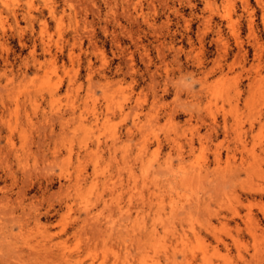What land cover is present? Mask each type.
<instances>
[{"label": "rangeland", "instance_id": "obj_1", "mask_svg": "<svg viewBox=\"0 0 264 264\" xmlns=\"http://www.w3.org/2000/svg\"><path fill=\"white\" fill-rule=\"evenodd\" d=\"M260 195L264 0H0V264H258Z\"/></svg>", "mask_w": 264, "mask_h": 264}, {"label": "bare ground", "instance_id": "obj_2", "mask_svg": "<svg viewBox=\"0 0 264 264\" xmlns=\"http://www.w3.org/2000/svg\"><path fill=\"white\" fill-rule=\"evenodd\" d=\"M58 117V116H57ZM59 118H61V117H59ZM58 119V118H57ZM60 126V125H59ZM66 126V125H65ZM67 127V126H66ZM59 129H61V128H59ZM52 132V131H51ZM113 153V152H112ZM111 156V155H110ZM130 170V169H129ZM120 171V170H119ZM127 171V170H126ZM116 172V171H115ZM121 173V172H120ZM130 172H128V174H129ZM127 174V173H126ZM132 174V173H131ZM109 175H112V174H109ZM108 175V176H109ZM117 175V174H116ZM134 176H135V174H133ZM128 176V175H127ZM127 176H126V178H127ZM118 177V176H117ZM130 176H128V178H129ZM131 177H133V176H131ZM130 177V178H131ZM108 178H110V177H108ZM113 179V178H112ZM106 179H104V181H105ZM109 179H107L106 181H105V183L108 181ZM128 180V179H127ZM103 181V182H104ZM110 181V180H109ZM132 181V180H131ZM126 182V181H125ZM103 184V183H102ZM130 184H132V182L131 183H129V185ZM105 185V184H104ZM111 185V184H110ZM113 185H114V183H113ZM112 185V186H113ZM131 186H133V185H131ZM106 188H107V185H106ZM105 188V189H106ZM113 188V187H112ZM128 188V187H127ZM133 188V187H132ZM111 190V189H110ZM119 190V189H118ZM131 191V189L129 190V192ZM133 191V190H132ZM111 192V191H110ZM124 192V191H123ZM120 193V192H119ZM132 193V192H131ZM126 195H128V194H126ZM132 195V194H131ZM103 196V195H102ZM113 196V195H112ZM151 196H152V194H151ZM157 196H158V194H157ZM160 196H161V194H160ZM100 197V196H99ZM99 197H98V199H99ZM118 196H116L115 198L116 199H118L117 198ZM120 197V196H119ZM128 197L131 199V197L132 196H129L128 195ZM156 197V196H155ZM121 198V197H120ZM119 198V199H120ZM104 199V198H103ZM116 199H114V200H116ZM122 199V198H121ZM150 199V198H149ZM159 200H160V198H158ZM105 200V199H104ZM140 200H143V199H140ZM260 203L258 204V211H259V215L258 214H256V213H254L252 210H251V208L248 206V208H246V212H244V213H242L241 212V210H240V208H238V207H230V213H229V215H220V217H217V219H216V221L220 224V225H222V227H227L228 226V224L230 223V222H233L234 223V225H235V231H236V236H234V237H232V236H230L229 237V240H227V239H225V238H222L221 236H219L218 235V233H217V231H216V226H213L212 225V223L210 222V220H207V221H205L204 223H206L207 225H205L204 226V224H203V227H202V229H204V231L205 232H207L208 234H210V236H211V238L213 239V241H214V245H215V248L217 249V248H219V247H221V248H223L226 252H229L230 251V247L231 246H236V248L238 247L237 246V244L240 246L241 244H242V242L243 243H245L246 242V238L245 237H247V238H251V239H253L254 240V242H255V245H254V247L256 248V252H258L259 253V256L257 257V255H255V254H253V255H250V259L251 260H249V261H256L258 264H264V247L262 246V244H260L258 241H257V239H256V231L257 230H260V226H261V224H262V222L264 221V197L262 196V195H260ZM107 201V200H106ZM150 202H153L152 200H149ZM102 202V201H101ZM128 202H129V199H128ZM103 203V202H102ZM108 203V202H107ZM140 203H142L141 205L143 206V202H140ZM156 203H157V201H156ZM155 203V204H156ZM161 203V202H160ZM174 203V202H173ZM103 204H106V203H103ZM121 204V203H120ZM162 204V203H161ZM111 205H112V203H111ZM147 205V204H146ZM150 205V204H149ZM148 205V206H149ZM153 205V204H152ZM152 205H150V207L152 206ZM158 205V204H157ZM176 206V205H175ZM105 207V206H104ZM117 207V206H116ZM153 207V206H152ZM154 207H156V206H154ZM121 208V207H120ZM123 208V207H122ZM157 208V207H156ZM159 208V207H158ZM171 208H172V206H171ZM132 209V208H131ZM149 209V208H148ZM154 209V208H153ZM160 209V208H159ZM158 209V210H159ZM162 209V208H161ZM122 210H124V209H122ZM140 210H142V208L141 209H139V211ZM155 210H157V209H155ZM172 210V209H171ZM87 211H88V209H87ZM125 211H127V209L126 210H124V212ZM136 211H138V210H136ZM160 211L161 210H159V214H160ZM152 212H155V211H152ZM141 213V212H140ZM171 213H172V211H171ZM85 214V213H84ZM126 215H127V212L125 213ZM148 214V213H147ZM155 214V213H154ZM158 214V213H157ZM156 214V215H157ZM173 214V213H172ZM140 215V214H139ZM261 215V216H260ZM88 216V215H87ZM124 216V215H123ZM138 216V215H137ZM152 216V215H151ZM159 216H161V215H159ZM216 216V215H215ZM125 217V216H124ZM93 218H95V216L93 217ZM122 218V217H121ZM133 218H135V217H133ZM155 218H156V216H155ZM155 218H153V219H155ZM161 218H162V216H161ZM160 218V219H161ZM85 219H86V217H85ZM84 219V220H85ZM87 219H88V217H87ZM105 219V218H104ZM139 219V218H138ZM142 219V218H141ZM157 219L159 220V218H158V216H157ZM109 220H111V219H109ZM109 220H107V221H109ZM158 220L156 221V223L158 222ZM162 220V219H161ZM182 220V219H181ZM133 221H135V219H133ZM152 221V220H151ZM238 221H242V222H244L245 224H246V227L245 228H241V225H240V223L238 222ZM101 222V221H100ZM99 222V223H100ZM154 222V221H153ZM98 223V224H99ZM111 224H112V222H110ZM143 223V222H142ZM159 223V222H158ZM157 223V224H158ZM160 223H162V222H160ZM137 224V223H136ZM154 224H155V222H154ZM180 224V223H179ZM113 225V224H112ZM144 225V224H143ZM162 225V224H161ZM142 226V225H141ZM152 226H153V224H152ZM152 226H150V227H152ZM157 226V225H156ZM156 226H155V228H156ZM137 227V226H136ZM182 227V226H181ZM181 227H180V229H181ZM109 228H110V226H109ZM115 228V227H114ZM142 228H143V226H142ZM154 228V229H155ZM112 229V228H111ZM117 228H115V230H116ZM119 229V228H118ZM121 229V228H120ZM120 229H119V231H120ZM145 228H143V230H144ZM153 228H152V230H153V234H154V231H156V229L154 230ZM201 229V230H202ZM114 230V229H113ZM126 230V229H125ZM201 230H194V228L192 227L191 228V232H192V234H193V236L194 237H196V238H198V239H200V238H202L201 237ZM108 231V230H107ZM117 231V230H116ZM122 231H124V229L122 230ZM146 231V230H145ZM169 231V230H168ZM174 231H176V229L174 228ZM110 232V231H109ZM115 232V231H114ZM144 232V231H143ZM149 232V231H148ZM151 232V231H150ZM157 232V231H156ZM155 232V233H156ZM171 232V231H170ZM173 232V231H172ZM43 233V232H42ZM159 233V232H158ZM105 234V233H104ZM103 234V235H104ZM107 234V233H106ZM143 234V233H142ZM174 235L176 234V233H173ZM43 235V234H42ZM110 235V234H109ZM146 235H148V234H146ZM146 235H145V233H144V236L146 237ZM151 235V234H150ZM96 236V235H95ZM98 236V235H97ZM100 236H102V235H100ZM152 236V235H151ZM187 234H186V231L184 230V229H182L181 231H179V232H177V235H176V241L177 242H179V243H181V244H183L185 241H186V239H187ZM105 237H106V235H105ZM117 237V236H116ZM144 237V238H145ZM152 237H154V236H152ZM103 238V237H102ZM156 238V237H155ZM105 239V238H104ZM114 239V238H113ZM138 239V238H137ZM150 239V238H149ZM98 240H99V238H98ZM139 240V239H138ZM138 240H137V242H138ZM101 242H102V240H101ZM239 243H241V244H239ZM244 245V244H243ZM164 247V246H163ZM166 249V248H165ZM51 251V250H50ZM49 251V252H50ZM51 253V252H50ZM52 254V253H51ZM115 254V253H114ZM54 255V254H53ZM62 256H64L65 257V255H62ZM64 257H62V258H64ZM115 257V261H116V256H114ZM192 257H195V255H193L192 254ZM238 257L240 258V260H242V261H244V262H246L245 261V258H244V256L243 255H241V254H239L238 255ZM67 258V257H66ZM140 259H142V258H140ZM143 260V259H142ZM187 260V259H186ZM114 261V262H115ZM122 261H124V260H122ZM172 261V260H171ZM170 261V262H171ZM173 261H174V259H173ZM178 261V260H177ZM188 261V260H187ZM142 262H144V260L142 261ZM175 262V261H174ZM128 263V262H127ZM141 263V262H140ZM139 263V264H140ZM172 263V262H171ZM90 264H93V262L92 263H90ZM103 264V263H102ZM109 264H111V263H109ZM112 264H113V262H112ZM143 264V263H142ZM175 264V263H174Z\"/></svg>", "mask_w": 264, "mask_h": 264}]
</instances>
